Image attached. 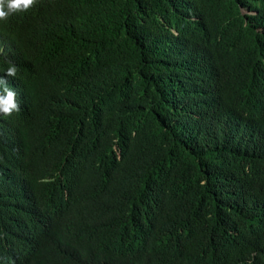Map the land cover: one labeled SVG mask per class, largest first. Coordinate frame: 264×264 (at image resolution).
Segmentation results:
<instances>
[{"label":"trees","instance_id":"1","mask_svg":"<svg viewBox=\"0 0 264 264\" xmlns=\"http://www.w3.org/2000/svg\"><path fill=\"white\" fill-rule=\"evenodd\" d=\"M0 76V264H264V0H36Z\"/></svg>","mask_w":264,"mask_h":264},{"label":"clouds","instance_id":"2","mask_svg":"<svg viewBox=\"0 0 264 264\" xmlns=\"http://www.w3.org/2000/svg\"><path fill=\"white\" fill-rule=\"evenodd\" d=\"M36 0H0V21H6L9 16L24 12L33 7ZM17 67L10 64L5 72L7 77H15ZM20 110L16 100V92L8 86L7 80L0 76V115L8 117Z\"/></svg>","mask_w":264,"mask_h":264}]
</instances>
